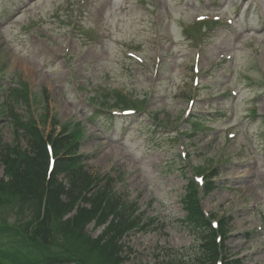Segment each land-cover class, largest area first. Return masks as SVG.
<instances>
[{"label": "rangeland", "instance_id": "obj_1", "mask_svg": "<svg viewBox=\"0 0 264 264\" xmlns=\"http://www.w3.org/2000/svg\"><path fill=\"white\" fill-rule=\"evenodd\" d=\"M11 109L70 134L83 171L130 206L114 264L198 262L189 182L228 224L218 259L264 264V0H0V160L28 149ZM23 196L0 189V264H108L95 244L112 218L57 231L67 210L46 207L37 228Z\"/></svg>", "mask_w": 264, "mask_h": 264}, {"label": "trees", "instance_id": "obj_2", "mask_svg": "<svg viewBox=\"0 0 264 264\" xmlns=\"http://www.w3.org/2000/svg\"><path fill=\"white\" fill-rule=\"evenodd\" d=\"M11 113L18 138H24L28 149L12 160L10 149H8V146L5 147L8 151L7 154H3L0 162L2 161L6 165L7 171H14L11 172L12 177L9 178V181L0 179V189L9 190L16 195L22 194L24 198L29 199L34 204V210L37 213L34 222L39 225L37 228L46 223L52 225L53 220L47 215V213L52 212L50 208L54 211L57 209L67 210L66 216L72 214L71 217H67L65 220L55 217V223L52 226L57 231L64 229L66 232H71L80 226L86 227L91 219L96 216L100 217L101 222L112 218L105 232L106 237L101 236L95 245L101 249L109 247L110 256L106 259L108 264L122 261L125 243L121 242L120 238L125 232L121 227L128 221L130 206L124 205L119 196L113 195L110 198L108 195L110 185H103L99 181L95 182L96 179L83 171L82 160L86 161L88 158L77 155L78 145L70 134L59 133L56 137L49 135L43 137L30 121L24 120L23 115H20L14 109H11ZM48 141L53 144L56 154L64 155L56 161L49 175V156L46 146ZM61 176L67 179L65 184L60 181ZM188 188H191L192 191L188 195L187 203H182L183 207L191 224L204 233L205 242H207L205 246L207 248H203V253H200V256L198 255L199 257L196 259L198 262L195 261L194 264H216V260L220 257L218 251L220 246L216 242L215 235L222 232L224 234L222 239H226L228 224L221 221L218 232L213 229L211 219L206 217L199 206L194 184L189 182ZM46 207L48 208L47 213L45 212ZM63 215V211L56 214V216ZM114 222H117V224L114 225ZM71 223L73 225H70ZM49 231L52 232L53 236L50 225L44 227L41 231V237L45 243H49V240H47ZM79 254L86 260L85 251H81ZM62 259L59 257V260ZM169 260L173 261V259ZM69 261L67 260V262ZM223 264L243 263L239 258L230 260L224 258Z\"/></svg>", "mask_w": 264, "mask_h": 264}]
</instances>
